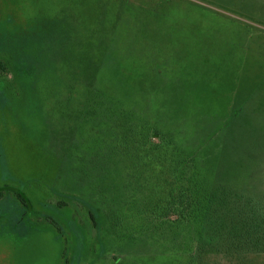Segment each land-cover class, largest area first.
Segmentation results:
<instances>
[{
  "label": "rangeland",
  "instance_id": "rangeland-1",
  "mask_svg": "<svg viewBox=\"0 0 264 264\" xmlns=\"http://www.w3.org/2000/svg\"><path fill=\"white\" fill-rule=\"evenodd\" d=\"M0 62V264H264V0H0ZM125 120L210 185L173 232Z\"/></svg>",
  "mask_w": 264,
  "mask_h": 264
},
{
  "label": "trees",
  "instance_id": "trees-1",
  "mask_svg": "<svg viewBox=\"0 0 264 264\" xmlns=\"http://www.w3.org/2000/svg\"><path fill=\"white\" fill-rule=\"evenodd\" d=\"M0 67H2L3 70L5 69L2 62H0ZM124 129L123 139L128 145L133 141V132L140 135L144 129L143 137L134 141L135 150L142 152V161H144V165H146L147 160L153 158L152 155L149 154L150 152L155 151L158 153V156H161V152L163 151L162 148L168 146L170 150L173 151L172 158L176 161L177 166H179L176 170L177 174H175L173 182L169 181L167 192L158 193V196L156 194L154 204L152 206L149 205L142 211V214L146 218L143 217L151 221L150 227L155 233L165 235L169 232H173V226L183 222L185 217L190 213L191 208L194 210L197 205L200 204L201 211L203 206L211 202L209 200L211 192L208 188L210 185L204 182L200 177L198 164L195 158L190 155V153L185 154L182 152L176 144V139L172 135L164 132L155 125H152L151 128H148L146 125L142 127V124L140 127H136L135 123H131L130 121L127 123L126 120ZM144 131L146 132L145 134ZM121 149L123 150V148ZM157 165L162 167L163 162ZM159 172H162V169H160ZM181 176L182 180L180 185L178 182ZM144 180H149V178H144ZM160 180V176H157L155 181L158 183L156 184H159ZM6 191L12 192L22 205L26 207L31 205L30 200L23 192L15 190L8 185H4L0 188V198ZM90 214L93 216L92 218H94L92 209H90Z\"/></svg>",
  "mask_w": 264,
  "mask_h": 264
}]
</instances>
